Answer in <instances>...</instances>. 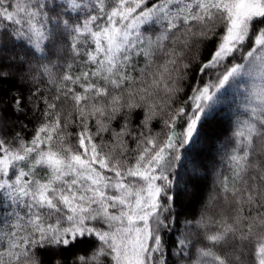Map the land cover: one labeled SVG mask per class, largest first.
I'll list each match as a JSON object with an SVG mask.
<instances>
[{"label": "snow or ice", "instance_id": "1", "mask_svg": "<svg viewBox=\"0 0 264 264\" xmlns=\"http://www.w3.org/2000/svg\"><path fill=\"white\" fill-rule=\"evenodd\" d=\"M0 264H264V0H0Z\"/></svg>", "mask_w": 264, "mask_h": 264}, {"label": "trees", "instance_id": "2", "mask_svg": "<svg viewBox=\"0 0 264 264\" xmlns=\"http://www.w3.org/2000/svg\"><path fill=\"white\" fill-rule=\"evenodd\" d=\"M255 83L258 84L259 82L256 81ZM251 85L252 82H250V86ZM226 114L227 113H222V115H226ZM224 128H225V123L221 121V122H212L207 126L205 130L204 157H205V163L209 165V172L207 174L206 179L197 182L201 194H206L211 186L212 178H213L211 174V166L214 163H218L220 161V156L218 155L217 148L214 147V145L216 146L219 145V141L217 140V137H222ZM184 204L185 206L191 205V207L188 208L189 211H194L199 207V205H197L194 201L185 200Z\"/></svg>", "mask_w": 264, "mask_h": 264}]
</instances>
